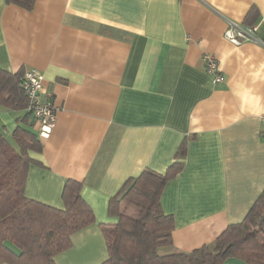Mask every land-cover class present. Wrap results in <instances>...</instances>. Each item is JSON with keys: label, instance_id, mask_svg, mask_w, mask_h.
Wrapping results in <instances>:
<instances>
[{"label": "crops", "instance_id": "crops-1", "mask_svg": "<svg viewBox=\"0 0 264 264\" xmlns=\"http://www.w3.org/2000/svg\"><path fill=\"white\" fill-rule=\"evenodd\" d=\"M229 20L256 25L258 40L229 41ZM204 54L224 80L213 81ZM0 67L40 69L43 98L58 106L42 151H30L43 165H30L26 196L63 207L76 179L96 215L57 264L104 261L110 198L145 168L166 172L183 144L161 196L175 222L162 253L213 243L264 190V0H0ZM27 113L0 104L6 137Z\"/></svg>", "mask_w": 264, "mask_h": 264}, {"label": "trees", "instance_id": "trees-1", "mask_svg": "<svg viewBox=\"0 0 264 264\" xmlns=\"http://www.w3.org/2000/svg\"><path fill=\"white\" fill-rule=\"evenodd\" d=\"M8 2L32 9L35 0ZM24 70L0 67L2 106L27 107L21 85ZM32 124L28 113L21 117L12 132L14 142L0 129V264H57L56 254L72 246V234L96 221L81 194L82 181L66 179L63 207L26 196L30 165H43L30 154L44 146ZM185 151L183 144L166 172L145 168L110 198L109 213L117 221L101 223L109 255L99 264H223L229 256L264 264V190L245 217L228 224L213 243L189 252L162 253V247L172 244L175 222L163 210L161 196L167 181L182 169Z\"/></svg>", "mask_w": 264, "mask_h": 264}, {"label": "built area", "instance_id": "built-area-1", "mask_svg": "<svg viewBox=\"0 0 264 264\" xmlns=\"http://www.w3.org/2000/svg\"><path fill=\"white\" fill-rule=\"evenodd\" d=\"M256 30V25L236 23L229 20L224 35L229 41L241 44L245 41H257ZM203 57L206 62V71L212 75L213 81L220 82L224 80L225 77L220 71L215 55L204 54ZM21 85L28 100L26 110L35 122L38 135L45 138L50 135L56 125L58 106L55 105L52 99L43 98V72L36 67L26 68Z\"/></svg>", "mask_w": 264, "mask_h": 264}, {"label": "rangeland", "instance_id": "rangeland-1", "mask_svg": "<svg viewBox=\"0 0 264 264\" xmlns=\"http://www.w3.org/2000/svg\"><path fill=\"white\" fill-rule=\"evenodd\" d=\"M11 141H12V142H14L13 138H11ZM162 248H164V249H165V248H166V246H165V247H162ZM161 251H162V250H161Z\"/></svg>", "mask_w": 264, "mask_h": 264}]
</instances>
